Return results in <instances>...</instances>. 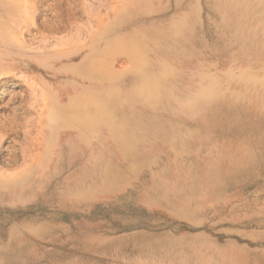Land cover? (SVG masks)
<instances>
[{
    "label": "rangeland",
    "instance_id": "obj_1",
    "mask_svg": "<svg viewBox=\"0 0 264 264\" xmlns=\"http://www.w3.org/2000/svg\"><path fill=\"white\" fill-rule=\"evenodd\" d=\"M5 80L0 264H264V0H0Z\"/></svg>",
    "mask_w": 264,
    "mask_h": 264
},
{
    "label": "bare ground",
    "instance_id": "obj_2",
    "mask_svg": "<svg viewBox=\"0 0 264 264\" xmlns=\"http://www.w3.org/2000/svg\"><path fill=\"white\" fill-rule=\"evenodd\" d=\"M134 1V0H133ZM89 60L87 61H85L84 62V64H83V67H82V69H83V74L86 76L85 78H89L90 76V78H94L95 77V75H94V72H93V66L91 67L92 69H90V67H88V65H89ZM87 68V69H86ZM97 74V73H96ZM88 76V77H87ZM100 76H102L101 74H97L96 75V77L98 78V77H100ZM7 78V77H6ZM10 84V80H5L4 82L3 81H0V98L1 99H3L6 95H7V93H8V85ZM84 101H86V102H88L89 101V98L88 97H85L84 99H83ZM69 118V117H68ZM83 119H86L87 120V116L86 115H84L83 116ZM85 120V121H86ZM68 122H71V119L70 120H68V121H57V123H56V125L58 126V127H64L66 124H68ZM72 122H75L74 120L72 121ZM1 124V123H0ZM2 126H3V131H4V133H7V129L5 128V125L4 124H1ZM70 126V125H69ZM30 137V136H29ZM30 145V144H29ZM39 149V148H38ZM28 151V150H27ZM83 161V160H82ZM8 165V164H7ZM127 186V185H126ZM17 189V188H16ZM38 190V189H37ZM112 192V191H111ZM113 192H115V191H113ZM95 195V194H94ZM106 195V194H105ZM83 197V196H82ZM109 216H111V214L109 215ZM113 217V216H112ZM125 229V228H124ZM49 239V238H48ZM62 239V238H61ZM17 242V241H16ZM21 245V244H20ZM36 247V246H35ZM25 248V247H24ZM22 250V249H21ZM42 250V249H41ZM25 251V250H24ZM40 251V250H39ZM33 252H35V251H33ZM45 252V251H44ZM28 253V252H27ZM12 254V253H11ZM31 254L33 255V253L31 252ZM37 254V253H36ZM14 255V254H13ZM35 256V255H34ZM39 256V255H38ZM25 257V256H24ZM29 257H31V256H29ZM11 259H12V257H11ZM20 259V258H19ZM21 260V259H20ZM29 260V259H28ZM17 261V260H16ZM19 261V260H18ZM17 261V262H18ZM20 262V261H19ZM23 262V261H22ZM26 263V262H25Z\"/></svg>",
    "mask_w": 264,
    "mask_h": 264
}]
</instances>
